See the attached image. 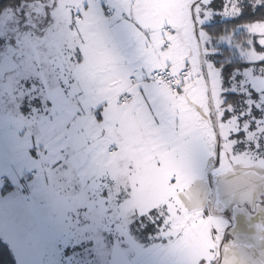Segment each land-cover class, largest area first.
<instances>
[{
    "label": "crops",
    "instance_id": "1",
    "mask_svg": "<svg viewBox=\"0 0 264 264\" xmlns=\"http://www.w3.org/2000/svg\"><path fill=\"white\" fill-rule=\"evenodd\" d=\"M101 1L65 0L63 10L75 22L77 44L70 59L72 65L65 69L62 78L55 75L49 85L42 86L40 80L36 81L39 56L31 42L28 47L31 53L16 59L29 62L35 72L32 78L35 85L29 86L31 82L26 75L22 78L25 85L22 84L17 95L12 96L7 85L0 95L3 103H14L10 104L13 105L10 115L0 117V221L7 225L11 220L24 221L40 237L39 217L56 222L59 216L64 226L67 221L70 223L62 231L71 244L86 241L87 230H82L78 223L83 208L92 204V183L107 181L115 186L122 182L133 187L136 173L162 172L163 164L167 163H174V168L179 166L178 158L166 160L170 153L149 161L136 142L157 140V135L163 132L191 140L187 136L190 132L195 134L192 130L195 125L181 124L184 108L195 109L205 116L202 105L194 103L190 87L195 81L193 70L177 92L144 82L130 88L129 104H118V95L129 87L133 69H139L145 76L159 67L173 73L190 67L187 53L175 46L177 40H167L173 37V29L170 27L172 34L168 37L163 33L169 27L167 24L187 23L186 3L190 0H167L164 8L152 14L145 9L147 0H108L114 7L110 17L104 15ZM197 1L193 0L194 7ZM68 21L66 16V25ZM211 109L208 127L213 137L210 147L205 149L208 164L204 171L210 155L216 151ZM41 205L46 209L41 211ZM13 214L22 216L10 219ZM5 228L4 225L0 229V238L14 256L15 246L3 235ZM20 246L23 248L15 253L36 252Z\"/></svg>",
    "mask_w": 264,
    "mask_h": 264
},
{
    "label": "rangeland",
    "instance_id": "2",
    "mask_svg": "<svg viewBox=\"0 0 264 264\" xmlns=\"http://www.w3.org/2000/svg\"><path fill=\"white\" fill-rule=\"evenodd\" d=\"M211 1L201 0L194 9L198 36L195 35L192 22L191 5L195 2L193 0L186 3L187 23L185 25L167 24L174 31L173 37L167 40H177L175 46L180 48L182 53H187L186 57L195 75V81L190 85L195 95L194 103L198 106L202 105L205 116L200 115L195 109L184 108V114L180 115L181 124L183 127L195 125L192 128L195 134L192 135L190 132L187 136H191V140H185L182 135L175 137L174 134L167 135L163 132L162 135H157V140L136 142V147L144 149L145 158L149 161H156L161 159L162 155L170 153L165 157L166 160L178 158L180 165L174 168V163H167L163 164L162 172H143L136 175L138 180L135 196L138 203L121 206L125 207L123 211H127L126 221L130 224L133 218L145 213V204L149 210H155L156 207H161L160 196L163 201H166L168 197H175L174 201L177 203L175 202L176 205L173 207L168 206L171 208L168 209L166 222L162 227L163 242L161 245L139 248L137 252L132 251L131 253L126 250L122 251L116 243L111 249L112 261L115 264L116 262L119 264H216L219 260V244L225 229L229 226V221L233 222V226L228 233L240 235V240L232 239L228 234L225 242L231 238L235 242L238 241L234 246H238L239 243L245 245H242L241 250L229 252V258L222 253L221 264H264V160L254 167H235L237 161L242 159L232 151V142H221L219 164L212 169L210 175L215 190L213 212L216 217L209 214L212 196L207 178L204 180L203 188L201 190L197 188V185L200 186L203 183L202 173L208 170L204 171L208 164L205 149L208 145L210 147L213 137V131L208 127L209 109L212 107L217 109L221 103L218 92L219 69L210 61L205 62L206 77L202 69L199 44L203 45L209 37L201 27L202 23L212 19V16L217 15V18L211 21L226 19L238 13V0H228V4L224 5L221 10L222 14L216 13L221 11L212 7L207 11V6ZM166 2L167 0H147L145 9L150 14L158 13L161 7L164 8ZM64 3L65 0H33L21 7L6 9L0 13V95H3L6 85L12 90V96L17 95L24 84L22 78L26 75H29L27 81L31 82L29 86L35 85L32 81L35 72L29 66V62L16 59V56L31 53L28 49L31 42L34 51L39 56L40 68L37 72L39 78L36 81L40 80L41 86L49 85L55 75L58 79L62 78L65 69L72 65L73 59H70L76 53L74 48L77 44L74 34L75 22L72 21L70 14L64 12ZM205 10L209 15L206 19L202 17V12ZM66 16L69 17L68 25L65 23ZM244 29L256 35L258 43L264 44V22L257 21L248 24ZM107 40L111 39L107 38ZM37 42L38 45H36ZM182 43L184 45L180 46ZM240 56L249 62H256L261 60L263 54L251 47ZM7 71L8 77H6ZM248 80L253 84L251 87L254 90L261 92L264 88V76H248ZM201 84L205 85L204 89ZM260 97L262 100L264 95ZM10 104L14 103H9V101L3 103L0 100V108L5 107L3 112L0 110V117L10 115L9 111H12L11 107H13ZM183 104L186 105L184 102ZM7 106L10 107L7 108ZM211 121L213 124L212 117ZM218 124L220 130L223 128L231 130L232 128L228 126V123L223 125L219 121ZM165 127L168 131H172L169 126ZM216 142L217 134L215 144ZM215 158L216 151L210 155L209 164H214ZM146 169L143 168V170ZM198 178H201L200 182H194ZM191 184L196 186L189 189ZM129 186L131 189L132 184ZM155 188H160L162 192L156 193ZM181 190L187 191L178 195L177 191ZM125 192L126 190L122 188L121 195ZM174 192V196H169ZM40 208L42 211L46 209V206L41 205ZM34 209L37 212L36 206ZM21 216V214H13L10 219ZM4 222L0 221V229H4V225L7 227L3 235L9 239L10 244L15 246V252H18L20 247L23 248L21 244L36 250V252H23L22 254L14 252L16 264H90L73 253L74 244H71L70 238L62 231V228H68L70 223L67 221L64 226L59 216L56 222L52 218L46 220L39 217L37 225L40 237L36 230L31 228V225L24 224V221L11 220L9 225ZM123 223L125 224V221ZM123 234L128 238L125 232ZM225 247L226 245L224 249ZM12 249L14 250V247ZM99 253H102V249ZM241 255L244 256V261L241 260ZM239 256L240 261H238Z\"/></svg>",
    "mask_w": 264,
    "mask_h": 264
},
{
    "label": "trees",
    "instance_id": "3",
    "mask_svg": "<svg viewBox=\"0 0 264 264\" xmlns=\"http://www.w3.org/2000/svg\"><path fill=\"white\" fill-rule=\"evenodd\" d=\"M31 1L33 0H0V13L6 9L21 7V5ZM200 2L201 0H198L195 7ZM227 4L228 0H212L207 6V11L210 7L221 11L224 5ZM237 4V14H233L226 19L221 18L211 21L213 18H217V15H215L209 21L202 23L201 28L209 39L203 45L200 44V47L204 62L210 61L220 71L218 92L221 103L217 109L213 108L216 117V127L215 123L214 127L220 139V147L222 141L232 142V151L242 159L238 160L234 166L245 168L258 166L259 162L264 160V98L260 100V96L264 95V88L261 92L256 91L251 87L253 84L248 80V76H264V44L258 43V37L244 29L248 24L257 21L264 22V0H238ZM207 11L202 12V17H205V19L209 17ZM216 13L222 14V11ZM194 15L196 18V13ZM251 47L263 54L261 60L249 62L240 56ZM219 121L223 125L228 123V126L232 127L231 130L224 128L220 130ZM211 164L207 166V169ZM138 174L140 173H136L135 176ZM202 178V185H197L199 190L203 188L205 178L208 179L207 174L202 173ZM200 180L201 178H198L193 181L199 183ZM106 182L92 183L90 190L92 204L90 208H83L81 220L78 223L82 230H87V240L77 244L72 242L75 247L73 250L75 256H80L81 259H85L86 263L89 262L90 264H115L112 261L111 249L116 243L122 251L126 250L129 253L132 251L137 252L139 248L145 249L152 245H161V242H163L161 234L164 232L162 227L166 222L168 209L176 205L175 202L177 203V201H174L175 197H168L166 201H163L160 196L159 202L162 208L156 207L155 210H149L145 204V213L143 212L142 215L133 218V221L128 224L125 216L127 211L124 212L125 207L122 208L121 206L124 204L129 205V203L134 204V202L135 205L138 203L135 196L137 184H133L130 189V183L118 182L114 186L112 183ZM193 186L196 185L191 184L189 189ZM211 187L215 195L212 183ZM122 188L126 192L121 195ZM159 191L162 192L160 188H155L156 193H159ZM183 191H177L178 195H182ZM174 195L175 192L169 196ZM159 209L160 211H158ZM209 214L216 217L214 212L209 211ZM123 232L127 234L128 238L125 237ZM228 232L227 236L230 234L232 239L240 240V235ZM231 238L226 242L224 241L225 244H223L226 247L224 249L223 245L221 249L223 255L225 254L228 258L229 252L241 250L242 245H245L239 243L238 246H234L238 241L235 242ZM101 249L102 253H99ZM241 260H245L243 255H241ZM238 261H240V256ZM0 264H16L12 252L1 238ZM116 264L119 263L116 262Z\"/></svg>",
    "mask_w": 264,
    "mask_h": 264
},
{
    "label": "built area",
    "instance_id": "4",
    "mask_svg": "<svg viewBox=\"0 0 264 264\" xmlns=\"http://www.w3.org/2000/svg\"><path fill=\"white\" fill-rule=\"evenodd\" d=\"M100 5L106 17H110L114 14V7L108 0H102ZM163 33L168 37L172 34V29L166 27L164 28ZM166 46L169 47L170 44L167 43ZM191 74L192 69L190 67H186L184 70L176 73L171 72L165 67H159L146 73L145 76L141 74L139 69H133L131 71L129 87L118 95V104L120 106L129 104L132 100L130 88L138 86L144 82H150L159 89H168L172 92H177L182 83Z\"/></svg>",
    "mask_w": 264,
    "mask_h": 264
},
{
    "label": "water",
    "instance_id": "5",
    "mask_svg": "<svg viewBox=\"0 0 264 264\" xmlns=\"http://www.w3.org/2000/svg\"><path fill=\"white\" fill-rule=\"evenodd\" d=\"M193 7H194V4L191 5V11L193 10ZM192 21H193V25H194V32H195V35L198 36V35H197V33H198V28H197V24H196V22H195V17H194V15H193V11H192ZM197 38H198V37H197ZM199 50H200V61H201V64H202V69H203V71H205V62H204L203 54H202V52H201L200 44H199ZM204 75H205V77H206V74H204ZM211 113H212L213 121H214V123H215V127H216V117H215V111H214L213 107H212V109H211ZM215 150H216L215 163L212 164V166H210V167L208 168L207 172H206V174H207V176H208V179H207L208 186H209V188H210V190H211V194H212V200H211V204H210V207H209V211H210L211 213H213L212 211H213V202H214V196H215V195H214V191L212 190V187H211V181H210V177H209V176H210V173H211L212 169H213L216 165H218V163H219V159H220V156H219V152H220V139H219V136H218V135H217V142H216V145H215ZM232 226H233V222H230V221H229V226L225 229L224 234H223V238H222V240H221V242H220V244H219V260H218V262H217L216 264H221V261H222V251H221V249H222L223 243H224V241H225V238H226V235H227L228 229H229L230 227H232Z\"/></svg>",
    "mask_w": 264,
    "mask_h": 264
},
{
    "label": "flooded vegetation",
    "instance_id": "6",
    "mask_svg": "<svg viewBox=\"0 0 264 264\" xmlns=\"http://www.w3.org/2000/svg\"><path fill=\"white\" fill-rule=\"evenodd\" d=\"M225 220L227 221V218L225 217Z\"/></svg>",
    "mask_w": 264,
    "mask_h": 264
}]
</instances>
